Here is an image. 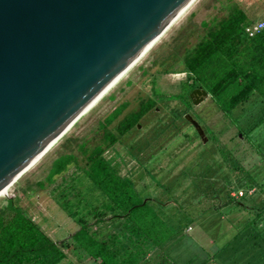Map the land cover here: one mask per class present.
Returning <instances> with one entry per match:
<instances>
[{
    "label": "rangeland",
    "instance_id": "obj_1",
    "mask_svg": "<svg viewBox=\"0 0 264 264\" xmlns=\"http://www.w3.org/2000/svg\"><path fill=\"white\" fill-rule=\"evenodd\" d=\"M233 3L246 10L252 23L264 22V0H198L147 53L126 81L51 153L37 161L11 186L6 196L0 197V210L6 204V198L13 197L53 240L62 242L67 258L60 264L98 262L70 236L79 224L55 200L61 175L44 189H39L35 182L45 178L52 161L61 153L72 152L79 165L84 166V155L78 144L84 141L89 148L98 142L102 133L97 129L98 121L120 102L129 103L124 110L127 112L137 108V103L148 96L157 101L159 109L141 121L142 130L134 131L137 143L131 146L133 155L120 143L103 154L119 175L132 176L136 190L145 197L143 201L149 198L148 205L169 231L176 234L163 249L165 259L160 249L146 243L142 263L264 264V125L258 126V104L240 115V110L227 115L228 118L216 109L206 121L211 129L205 128L207 142L199 138L180 115L170 118L171 109L181 103L179 93L183 92L181 86L187 76L185 72H175L182 67L185 48L193 46L205 33L203 22L211 23L225 16L228 6ZM170 66L178 69L166 73L163 69ZM207 101L199 105L188 101L185 106L203 127L205 124L196 113L207 111ZM164 117L167 118L164 125L155 124L157 119ZM178 127H184L188 134H180ZM250 127L253 129L248 134ZM240 134L244 138L237 140L236 135L239 137ZM237 157L239 168L232 169L231 158ZM72 165L63 177L69 178L77 171ZM251 180L252 185H247ZM261 182L263 190L260 189ZM82 206L77 210L81 211ZM87 222L92 225L90 230L100 231L108 239L123 232L126 221L108 214L99 223H95V217L88 216Z\"/></svg>",
    "mask_w": 264,
    "mask_h": 264
},
{
    "label": "water",
    "instance_id": "obj_2",
    "mask_svg": "<svg viewBox=\"0 0 264 264\" xmlns=\"http://www.w3.org/2000/svg\"><path fill=\"white\" fill-rule=\"evenodd\" d=\"M197 1L0 0V194L126 81ZM189 96L198 104L207 92Z\"/></svg>",
    "mask_w": 264,
    "mask_h": 264
},
{
    "label": "trees",
    "instance_id": "obj_3",
    "mask_svg": "<svg viewBox=\"0 0 264 264\" xmlns=\"http://www.w3.org/2000/svg\"><path fill=\"white\" fill-rule=\"evenodd\" d=\"M251 23L246 10L238 3L229 5L225 16L202 23L205 33L193 46L185 48L182 67L176 72L187 74L183 89L188 85L190 88L201 86L226 114L234 115L240 110L237 112L240 115L258 104V126L261 127L264 125V26L249 36L245 28ZM125 105L114 108L103 123L98 124V129L104 130L99 143L89 148L84 141L78 144L84 155V166L79 165L72 152L61 153L52 161L45 178L35 182L39 189H44L61 175L55 200L79 224L70 235L75 244L98 264H143L146 243L160 249L165 259L163 249L176 235L148 205L150 199L143 201L145 197L136 190L135 183L119 175L102 155L117 140L116 132L129 131L156 103L153 99L140 102L138 109L119 120L114 132L108 125ZM71 164H75L78 171L69 178L63 177ZM239 164L231 158L232 169H238ZM252 180L247 185H252ZM81 206L83 209L78 211ZM108 214L126 222L123 232L107 239L100 231L90 230L92 225L88 224L87 217L93 216L95 223H99ZM66 258L62 242L53 240L13 197L6 198L0 210V264H60Z\"/></svg>",
    "mask_w": 264,
    "mask_h": 264
},
{
    "label": "flooded vegetation",
    "instance_id": "obj_4",
    "mask_svg": "<svg viewBox=\"0 0 264 264\" xmlns=\"http://www.w3.org/2000/svg\"><path fill=\"white\" fill-rule=\"evenodd\" d=\"M178 68H174L173 66L171 67L170 66V68H168V70H170L169 72H172V70H177ZM181 68H179L178 70H180ZM177 70V71H178ZM176 72V71H175ZM166 73H168V72H166ZM187 77V76H186ZM185 80H186V78H185ZM198 87H201V86H194V87H192V88H190V85H188L185 89H183V87L181 86V88H182V91L183 92H181V93H179L180 94V96H179V99H178V101L179 100H181V103L180 104H177L176 106H174L172 109H171V112H170V118H177L179 115L182 117V119H184L186 122H187V124H190L192 127H193V130H195L196 131V129H195V127L192 125V123L189 121V120H187L186 118H185V114H189L194 120H196L192 115H191V111L188 109V107H185L186 106V102H192V99L190 98V96H189V94H190V92L193 90V89H195V88H198ZM202 88V87H201ZM204 89V88H203ZM205 90V89H204ZM153 92H155V91H153ZM207 92V91H206ZM148 99H153L154 101H155V103L157 102L154 98H152L151 96H148V97H146V98H143V99H141L138 103H137V108H135V109H131V110H129V111H127V112H124V110L128 107V105H129V103L127 102V101H122V102H120L117 106H115L114 108H116V107H118V106H120L121 104H123V103H125L126 105H125V107H124V109H123V111H121V113L108 125V128L110 129V130H112V131H114V132H116V125L118 124V122H119V120L120 119H122L126 114H128V113H130L131 111H134V110H136V109H138L139 108V104H140V102H142V101H146V100H148ZM208 100L206 103H208V106H207V111H205V110H202V111H200V112H198V113H196L199 117H200V119H201V121L205 124V126L203 127V125H201L197 120V122H198V124L201 126V128H202V130L204 131V135L201 137L199 134H198V132H197V134H198V136H199V138H203V140L205 141V142H207V140H208V137L206 136V134H205V128H207V130H211L207 125H206V121L210 118V116H212V114H214V112L216 111V109H218V110H220L222 113H223V115L225 116V117H227V115H229V114H226L225 112H223L221 109H219V107L218 106H216L214 103H213V99H212V97H211V95L207 92V96L206 97H204V99L202 100V101H200L198 104H194L193 102H192V104L193 105H199V104H202V103H205L204 101L205 100ZM210 103H211V105H210ZM165 105V104H164ZM210 107H212V110H209L210 109ZM113 108V109H114ZM112 109V110H113ZM159 109V107L157 106V103H156V105L155 106H153V108L151 109V110H149V111H147L146 113H144L141 117H140V119H139V121L135 124V126L133 127V128H131V129H129V131H127L126 133H124V134H118L117 132L115 133L116 135H117V140L115 141V143L114 144H112L111 146H109V147H107L104 151H103V154H104V152L106 151V150H108L109 148H111V147H113V145H115L116 143H120L121 145H123L125 148H126V150L131 154V155H133V152H131V148L132 147H134V145L137 143V139H135V134L133 135V133H134V131L135 130H137L138 132H139V130H142L143 129V124H142V120L143 119H145L152 111L153 112H157V110ZM111 110V111H112ZM111 113V112H110ZM109 113V114H110ZM109 114H107L106 116H108ZM106 116L102 119V120H100V121H98V124H101V123H103V121H104V119L106 118ZM228 118V117H227ZM115 120H117V122H116V124H112ZM165 121H167V118H163V119H157V121H156V125H164L165 124ZM112 125V126H111ZM252 127H254V126H252ZM252 127H250L249 128V130H248V134H250L249 132H251L252 131ZM97 129H98V126H97ZM98 130H102V133H101V136H102V134H103V132H104V130H103V128H99ZM181 130V131H180ZM182 130H183V132H182ZM178 131H179V133L180 134H182V135H185V134H188L185 130H184V127H178ZM212 133L214 134L215 132H214V130H212ZM101 136L99 137V139H98V142H96V143H99L100 141H101ZM240 137V138H239ZM237 136L236 135V139L237 140H239V139H241V137H243V135H241L240 134V136ZM244 138V137H243ZM128 141V142H127ZM129 143H131V144H129ZM132 146V147H131ZM102 154V155H103ZM104 157V156H103ZM235 157V156H234ZM105 158V157H104ZM106 159V158H105ZM234 159H236V161L237 162H239L240 163V161H239V158L237 157V158H234ZM107 160V159H106ZM108 161V160H107ZM109 162V161H108ZM110 164V163H109ZM226 164V163H225ZM111 165V164H110ZM227 165V164H226ZM71 166V165H70ZM69 166V167H70ZM72 166H75L74 164L72 165ZM112 166V165H111ZM113 167V166H112ZM114 168V167H113ZM75 169H76V166H75ZM115 169V168H114ZM138 169H140L139 167H138ZM77 170V169H76ZM78 171V170H77ZM118 173V172H117ZM145 173V172H144ZM129 179H131L133 182H134V180H133V178H132V176L130 177V176H127ZM261 184H263L262 182H261ZM262 186V185H261Z\"/></svg>",
    "mask_w": 264,
    "mask_h": 264
},
{
    "label": "built area",
    "instance_id": "obj_5",
    "mask_svg": "<svg viewBox=\"0 0 264 264\" xmlns=\"http://www.w3.org/2000/svg\"><path fill=\"white\" fill-rule=\"evenodd\" d=\"M263 26V22L251 23L250 25L246 26L245 31L248 33L249 36H253L256 32L262 29Z\"/></svg>",
    "mask_w": 264,
    "mask_h": 264
},
{
    "label": "bare ground",
    "instance_id": "obj_6",
    "mask_svg": "<svg viewBox=\"0 0 264 264\" xmlns=\"http://www.w3.org/2000/svg\"><path fill=\"white\" fill-rule=\"evenodd\" d=\"M196 3H197V2H196ZM196 3H195V4H196ZM195 4H194V5H195ZM194 5L190 8V10L194 7ZM190 10H189V11H190ZM189 11H188L184 16H186V15L189 13ZM184 16H183V17H184ZM183 17H182V18H183ZM182 18H181V19H182ZM181 19H180V20H181ZM180 20H179V21H180ZM179 21H178V22H179ZM178 22H177V23H178ZM177 23H176V24H177ZM10 188H11V187H10ZM10 188H8V189L5 190L4 192H2V193L0 194V197H2V196H6V195L8 194V191L10 190Z\"/></svg>",
    "mask_w": 264,
    "mask_h": 264
}]
</instances>
